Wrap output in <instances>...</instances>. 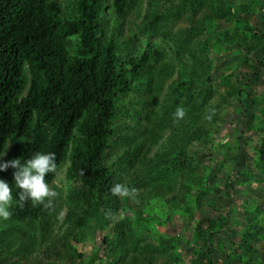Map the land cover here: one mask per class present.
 Instances as JSON below:
<instances>
[{"label":"trees","instance_id":"16d2710c","mask_svg":"<svg viewBox=\"0 0 264 264\" xmlns=\"http://www.w3.org/2000/svg\"><path fill=\"white\" fill-rule=\"evenodd\" d=\"M141 3L0 0V159L23 163L36 151L55 152L57 171L64 169L51 209L16 206L15 169L0 171L14 197L11 218H0V264L36 251L43 239L42 254L66 264H182L176 247L188 264H214L218 254L226 264H264L254 259L264 228L251 198L240 203V229L231 223L236 184L264 183V97L251 94L264 83V0H145L134 28H124ZM175 20L186 25L172 32L166 25ZM220 22L226 25L218 29ZM211 53L235 59L218 64ZM219 66L230 71L216 77ZM227 100L238 142L221 154L232 163L221 171L223 162L190 147L210 132ZM177 106L186 115L174 123ZM250 136L257 144L247 152ZM212 173H220L219 184ZM54 175H46L48 183ZM117 182L138 194L113 196ZM209 192L229 201L207 202L217 215L190 225ZM61 204L63 231L55 240L48 226ZM173 216L187 217L183 238L153 231L174 225Z\"/></svg>","mask_w":264,"mask_h":264},{"label":"rangeland","instance_id":"374dc122","mask_svg":"<svg viewBox=\"0 0 264 264\" xmlns=\"http://www.w3.org/2000/svg\"><path fill=\"white\" fill-rule=\"evenodd\" d=\"M144 1L142 0L141 6L139 8L138 14L136 13L130 14L126 17L127 23L125 24L124 28H134V24L139 21V17L141 16L143 10H144ZM234 3L238 2H243L244 0H231ZM254 20H259V17L257 15L253 16ZM166 25V24H165ZM186 25V22L183 20H175L173 23H169L166 25L167 29L171 30L172 32H176L177 30L183 28ZM226 23L220 22L217 24V28H224ZM141 38V37H140ZM200 38H203V35L200 36ZM151 42H156L157 44H160V46H163L159 41L157 37H153L149 39ZM165 49V48H164ZM166 50V49H165ZM167 51V50H166ZM168 54V57H165L164 60L170 61V54ZM213 59L215 60L216 63H218V59L221 60V64L223 61L226 63V65H230L231 62L235 59L234 57L229 58V59H224L222 60V57H217L214 53H211ZM222 56V55H220ZM163 62V60H162ZM158 64H154V66H157ZM225 73L230 71V68L224 69L222 66H219L217 69V72L215 73L216 77L220 75V73ZM260 80L264 81V67L261 68L260 72ZM174 77V73L171 75V77L166 81L168 82L170 79ZM231 81H233L234 77L231 76L229 78ZM220 91V89H219ZM251 94L255 95L257 98L258 95H261L264 97V83L257 84V88L254 87L251 89ZM213 103L218 101L216 95L213 96L212 100ZM233 107H234V102L232 100H227V103H221L220 108H221V118L217 121L216 124H214L211 127L210 132L202 139L201 141H194L190 147V150L193 152L200 151L203 153H211L213 158H216L217 160L223 162V166L221 168L222 170H230L232 168V163L230 160H225L222 161V159H219L221 154L223 155V152L225 148L228 146L230 147V152H234L236 142H238V131L236 130V125L234 121V113H233ZM166 131L163 133L165 134ZM245 142L244 149L247 152H251L257 144V140L255 137L250 136ZM197 160V159H196ZM203 166H206V163H208V160L203 159L199 160ZM63 168L59 169L52 180L49 182V185L55 189V187L60 186L63 183L64 179V173H63ZM212 183L215 182V184H219V181H217L216 178L220 177V173L216 174L214 176V173H212ZM218 182V183H217ZM56 190V189H55ZM250 198L252 199L251 201L256 204L259 209H260V217H259V225L264 228V183H248V184H236V194H235V199H233V202H231V206L235 209V213H231V223L234 225L236 229H240V227L244 224L243 223V218L241 216V205L240 203L243 201H246L249 199L248 202L250 201ZM58 200H61L57 198ZM229 201V200H228ZM227 199H224L220 196H217L213 194L212 192H209L205 194L201 198V204L198 207V210L196 213L191 216L190 220V225L192 222L200 219L202 220L203 218L206 217H215L217 215L216 211L209 205L207 202H213L215 205H225L227 204ZM254 207V205H251L250 208ZM65 213V207L63 204H61L60 208L57 209L55 212V219L52 222H49L48 226V234H51L52 237L56 240L57 237L61 234L63 231V225H61V221L63 218V215ZM173 224L172 226H159L155 225L153 231H159V232H165L169 236H177L179 238H183L185 235L184 230L182 229L180 223L185 221V218H178L177 216L172 217ZM189 218V217H188ZM237 240V238H236ZM48 242L47 239L41 240V242L37 245L36 251L34 250L32 253L26 255L25 257H20L18 255H13L11 256L6 264H66V262H59V261H53L48 257H45L42 254V251L45 248L46 243ZM57 246L59 247L58 243ZM14 248V246H12ZM253 248L256 250L254 253V259L257 261L259 258H264V237L261 238L260 240H256L253 243ZM175 252H180L182 256V264H188L187 259L188 255L183 251L184 249L180 247L175 248ZM6 252L5 249L1 248L0 249V256H5ZM85 255V253H84ZM222 257L224 258V255H217L215 259L214 264H226L223 262ZM96 262V261H95ZM97 263V262H96ZM233 264V263H232Z\"/></svg>","mask_w":264,"mask_h":264},{"label":"clouds","instance_id":"9594fccd","mask_svg":"<svg viewBox=\"0 0 264 264\" xmlns=\"http://www.w3.org/2000/svg\"><path fill=\"white\" fill-rule=\"evenodd\" d=\"M209 115L206 119L211 121L215 114V109H209ZM186 115V110L177 106L173 113V122L179 123ZM15 169L13 178L15 187L19 189L18 201L16 206L23 208L25 203L31 201L35 207L42 205L45 209H51L53 202L59 193L49 185L46 175L57 172V161L55 152L36 151L31 157L23 163L20 158L4 161L0 159V171H7L9 168ZM13 188L4 179H0V218L10 219L12 212L10 209L14 206ZM110 192L113 196L120 198H134L138 191L134 187H129L125 183H115Z\"/></svg>","mask_w":264,"mask_h":264}]
</instances>
